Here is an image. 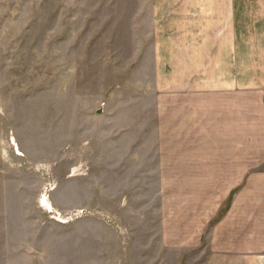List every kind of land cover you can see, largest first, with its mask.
<instances>
[{
    "label": "rangeland",
    "instance_id": "1",
    "mask_svg": "<svg viewBox=\"0 0 264 264\" xmlns=\"http://www.w3.org/2000/svg\"><path fill=\"white\" fill-rule=\"evenodd\" d=\"M213 1L0 0V264H212L242 211L264 231V9Z\"/></svg>",
    "mask_w": 264,
    "mask_h": 264
},
{
    "label": "crops",
    "instance_id": "2",
    "mask_svg": "<svg viewBox=\"0 0 264 264\" xmlns=\"http://www.w3.org/2000/svg\"><path fill=\"white\" fill-rule=\"evenodd\" d=\"M239 1H242L243 4H238ZM208 7L218 8V9L224 8L226 10H229V12L227 11V15H229V17H227L226 19L231 20V22H233L232 15H233L234 8L249 7V8H256V9H264V1L263 0H248V1L247 0H215ZM261 35L264 36V34H261ZM233 39H234L233 33L231 32L230 36L227 38V41H233ZM247 45L250 48L253 47V50H256L259 56H264V44H261L258 47L249 45V44ZM241 167L243 168V165ZM238 171L241 172L242 169L241 170L238 169ZM234 181L235 183H238L239 177H235ZM240 181L243 183L242 178ZM229 183H230V180H229V177H227L226 185L227 186L232 185ZM244 197H245L243 198L244 202L247 200L249 201L248 194H246ZM245 206L250 208V203H247ZM232 209L233 210L230 216L233 217L234 213L236 214L238 213L236 209H239V208H236L234 205ZM245 215L246 214L242 211L243 222L241 225L236 226L237 231L239 232L238 235L241 241H238L239 240L238 239L235 241L236 242L235 244L231 245L230 247L231 251L228 250L227 257H225V259L223 260L225 264H264V231H261L259 228L258 230L256 229L251 230L252 228L251 226L247 227L245 224V219H246ZM259 222L261 223V221ZM233 228L231 230H233ZM252 232L255 233L256 235L250 237V233ZM223 261L217 258V259L212 260V264H217V263L222 264Z\"/></svg>",
    "mask_w": 264,
    "mask_h": 264
}]
</instances>
